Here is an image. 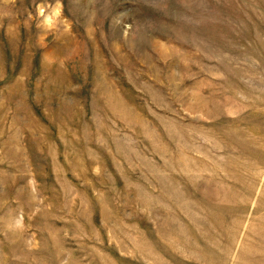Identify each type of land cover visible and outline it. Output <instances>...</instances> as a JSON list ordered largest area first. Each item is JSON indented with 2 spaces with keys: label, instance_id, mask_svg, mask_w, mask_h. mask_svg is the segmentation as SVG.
Here are the masks:
<instances>
[{
  "label": "rangeland",
  "instance_id": "rangeland-1",
  "mask_svg": "<svg viewBox=\"0 0 264 264\" xmlns=\"http://www.w3.org/2000/svg\"><path fill=\"white\" fill-rule=\"evenodd\" d=\"M0 264H264V0H0Z\"/></svg>",
  "mask_w": 264,
  "mask_h": 264
},
{
  "label": "clouds",
  "instance_id": "clouds-1",
  "mask_svg": "<svg viewBox=\"0 0 264 264\" xmlns=\"http://www.w3.org/2000/svg\"><path fill=\"white\" fill-rule=\"evenodd\" d=\"M41 14H43V9L41 8ZM51 17L45 19V23H51Z\"/></svg>",
  "mask_w": 264,
  "mask_h": 264
}]
</instances>
